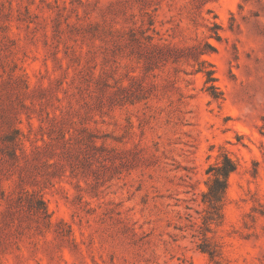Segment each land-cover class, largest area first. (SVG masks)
<instances>
[{
  "label": "rangeland",
  "instance_id": "obj_1",
  "mask_svg": "<svg viewBox=\"0 0 264 264\" xmlns=\"http://www.w3.org/2000/svg\"><path fill=\"white\" fill-rule=\"evenodd\" d=\"M0 264H264V0H0Z\"/></svg>",
  "mask_w": 264,
  "mask_h": 264
},
{
  "label": "trees",
  "instance_id": "obj_2",
  "mask_svg": "<svg viewBox=\"0 0 264 264\" xmlns=\"http://www.w3.org/2000/svg\"><path fill=\"white\" fill-rule=\"evenodd\" d=\"M235 171V163L226 154L222 157V162L210 167L207 173H211V183L204 197L210 204L218 202L226 189L227 179Z\"/></svg>",
  "mask_w": 264,
  "mask_h": 264
}]
</instances>
